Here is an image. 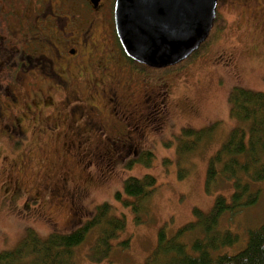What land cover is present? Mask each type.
Returning <instances> with one entry per match:
<instances>
[{"label":"rangeland","instance_id":"374dc122","mask_svg":"<svg viewBox=\"0 0 264 264\" xmlns=\"http://www.w3.org/2000/svg\"><path fill=\"white\" fill-rule=\"evenodd\" d=\"M9 1L0 0L4 24L14 18ZM226 10L230 19L226 28L218 32L216 25L206 44L174 68L133 66L99 36L97 53L84 54L78 64L65 59L69 75L78 78L81 71L68 92L56 80H41L38 89L26 91V107L15 118L17 135L8 137L0 131V252L13 250L28 229L41 238L69 233L91 219L95 206L106 202L115 214L124 215L125 229L101 264H144L160 230L169 239L194 220L193 209L207 214L218 196L230 202L231 182L218 178L206 188V170L239 125L229 115L231 91L264 94V23L242 16L235 20L234 12ZM101 30L108 33L109 28ZM3 31L1 46L9 48L11 38ZM27 32V28L20 32L24 45ZM24 67L33 65L25 61ZM123 116L124 123L119 121ZM212 125L193 151L179 153V147L190 141L183 137V129L199 131ZM126 138L131 150L121 147ZM111 151L114 157L106 165L105 154ZM145 152L152 154L148 167L137 162ZM146 174L156 179L157 188L139 214L141 223L135 224L131 208H123L113 196L127 178ZM253 189L263 190L264 181ZM263 224L262 194L238 215L221 217L219 229L237 234L239 242L219 253L242 250L247 231ZM97 235L92 230L75 248L74 264H90L87 255ZM189 238L181 241L187 244ZM125 240L127 249L119 245Z\"/></svg>","mask_w":264,"mask_h":264},{"label":"trees","instance_id":"16d2710c","mask_svg":"<svg viewBox=\"0 0 264 264\" xmlns=\"http://www.w3.org/2000/svg\"><path fill=\"white\" fill-rule=\"evenodd\" d=\"M120 52L124 57L121 49ZM128 62L134 64L130 60ZM228 103L229 115L239 125L210 159L205 185L208 188L218 178L231 182L230 202L218 196L207 214L193 209L194 220L179 228L169 239L160 230L156 247L144 264H264V224L247 231L242 250L234 255L219 253L221 249L232 248L239 242L237 234L219 229L221 217L226 214L230 217L238 215L254 206L264 195V189H253L254 184L264 181V94L235 88L229 95ZM214 127L212 125L199 131L183 129V137L190 141L179 147V153L183 155L193 151ZM143 157L136 161L148 167L152 154L145 152ZM182 176L178 175L179 178ZM156 188L157 181L152 175L129 177L123 182L122 190L114 194V201L125 209L131 208L134 223L140 224L139 214L145 210ZM124 229V215L115 214L112 206L104 202L95 206L89 221L69 233L53 232L41 238L28 229L13 250L0 252V264H74L75 248L83 243L92 230H96L98 235L87 255L88 262L101 264L110 255L112 241ZM194 234L199 238L194 239ZM186 237H190L187 244L181 241ZM119 245L127 249L128 240Z\"/></svg>","mask_w":264,"mask_h":264},{"label":"flooded vegetation","instance_id":"af4514ba","mask_svg":"<svg viewBox=\"0 0 264 264\" xmlns=\"http://www.w3.org/2000/svg\"><path fill=\"white\" fill-rule=\"evenodd\" d=\"M9 4L13 8L14 18L5 24L0 22V32H4V29L11 38L9 48L1 46L0 41V131L12 137L17 135L15 118L26 107L23 103L27 100V90L38 89L41 80L51 83L56 80L65 93L69 91L72 80L80 79L81 71L78 78H73L66 71V58L77 63L84 54L97 53L102 38L118 55L121 52L113 26L114 0H11ZM226 9L234 12L235 20L242 16L264 23V0H217L216 18L211 32L216 29V25L218 32L226 28L230 20ZM105 26L109 28L108 33L101 30ZM23 28L28 29L26 46L20 34ZM25 61L32 64L33 68L25 69ZM132 65L146 69L144 66ZM81 67L78 66V70ZM41 88H45V85L41 84ZM124 120H127L126 116H123V120L119 119L123 123ZM123 143L122 148L131 150L130 139L126 138ZM112 152L105 154L106 165L114 157Z\"/></svg>","mask_w":264,"mask_h":264},{"label":"water","instance_id":"95a60500","mask_svg":"<svg viewBox=\"0 0 264 264\" xmlns=\"http://www.w3.org/2000/svg\"><path fill=\"white\" fill-rule=\"evenodd\" d=\"M217 0H115L113 23L124 55L151 69L186 60L207 39Z\"/></svg>","mask_w":264,"mask_h":264}]
</instances>
